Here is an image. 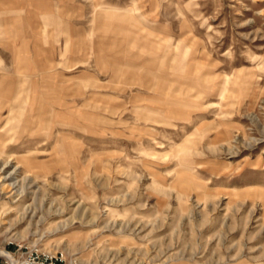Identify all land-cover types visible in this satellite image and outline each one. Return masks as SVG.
<instances>
[{"label": "rangeland", "instance_id": "obj_1", "mask_svg": "<svg viewBox=\"0 0 264 264\" xmlns=\"http://www.w3.org/2000/svg\"><path fill=\"white\" fill-rule=\"evenodd\" d=\"M0 244L264 264V0H0Z\"/></svg>", "mask_w": 264, "mask_h": 264}, {"label": "built area", "instance_id": "obj_2", "mask_svg": "<svg viewBox=\"0 0 264 264\" xmlns=\"http://www.w3.org/2000/svg\"><path fill=\"white\" fill-rule=\"evenodd\" d=\"M4 249L7 253L13 255L16 259V262H12L10 256L7 253L2 252ZM0 264H62L60 262H54L53 256L42 254L37 250H32L28 256H19L16 255V251H11L6 247H2L0 244ZM76 264V263H74Z\"/></svg>", "mask_w": 264, "mask_h": 264}, {"label": "bare ground", "instance_id": "obj_3", "mask_svg": "<svg viewBox=\"0 0 264 264\" xmlns=\"http://www.w3.org/2000/svg\"><path fill=\"white\" fill-rule=\"evenodd\" d=\"M5 177H7V176H5ZM12 178H14V176ZM10 185L12 186V189H15L16 192H18L20 194H22L24 192V186L20 183L19 180L15 179L13 181H10ZM1 251L4 252V253H7L4 249H2ZM7 254L10 256V259H12V262H16V259H15V257L13 255H11L10 253H7Z\"/></svg>", "mask_w": 264, "mask_h": 264}]
</instances>
